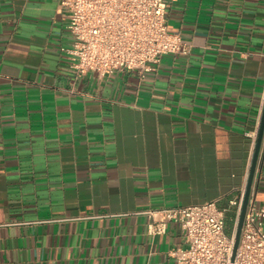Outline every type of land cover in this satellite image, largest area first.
Here are the masks:
<instances>
[{
	"label": "crops",
	"instance_id": "1",
	"mask_svg": "<svg viewBox=\"0 0 264 264\" xmlns=\"http://www.w3.org/2000/svg\"><path fill=\"white\" fill-rule=\"evenodd\" d=\"M188 56L78 74L60 0H0V264H176L178 223L215 201L233 230L264 108V0H166ZM251 198L264 207V136ZM235 202V203H232Z\"/></svg>",
	"mask_w": 264,
	"mask_h": 264
},
{
	"label": "built area",
	"instance_id": "2",
	"mask_svg": "<svg viewBox=\"0 0 264 264\" xmlns=\"http://www.w3.org/2000/svg\"><path fill=\"white\" fill-rule=\"evenodd\" d=\"M69 11L71 47L66 49L78 74L101 77L115 71L142 75L164 55L188 56L191 46L168 28L166 0H60ZM244 192L238 204L241 209ZM235 203V202H232ZM239 209V213H240ZM153 219L150 234H163L178 223L185 246L169 252L176 264H264V207L249 199L234 262L236 226L226 233L224 213L215 201L143 212Z\"/></svg>",
	"mask_w": 264,
	"mask_h": 264
},
{
	"label": "water",
	"instance_id": "3",
	"mask_svg": "<svg viewBox=\"0 0 264 264\" xmlns=\"http://www.w3.org/2000/svg\"><path fill=\"white\" fill-rule=\"evenodd\" d=\"M264 136V108L261 116V121L256 137V143H255V148H254V153H253V158H252V163L250 167V172L248 175V180L246 184V188L244 191V196L242 200V205L239 213V218L237 221V226L235 230V235H234V248H233V253H232V262H234L235 257H236V252L239 246V241H240V236H241V231L244 223V218L246 215L249 199L251 197V192H252V186H253V181H254V176L256 172V167L259 159V154H260V149L262 145V140Z\"/></svg>",
	"mask_w": 264,
	"mask_h": 264
},
{
	"label": "rangeland",
	"instance_id": "4",
	"mask_svg": "<svg viewBox=\"0 0 264 264\" xmlns=\"http://www.w3.org/2000/svg\"><path fill=\"white\" fill-rule=\"evenodd\" d=\"M233 220H234L233 214L230 213V212L227 213V218H226V233L228 235L231 234V231L233 229Z\"/></svg>",
	"mask_w": 264,
	"mask_h": 264
},
{
	"label": "trees",
	"instance_id": "5",
	"mask_svg": "<svg viewBox=\"0 0 264 264\" xmlns=\"http://www.w3.org/2000/svg\"><path fill=\"white\" fill-rule=\"evenodd\" d=\"M233 221H234V220H233ZM233 226H234V225H233ZM232 231H233V229H232ZM232 231H231V232H232Z\"/></svg>",
	"mask_w": 264,
	"mask_h": 264
}]
</instances>
